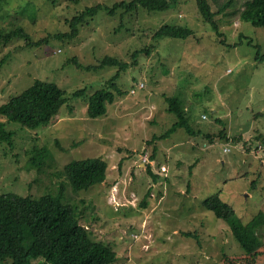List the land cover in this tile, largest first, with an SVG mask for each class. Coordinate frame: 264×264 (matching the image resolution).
<instances>
[{"label":"rangeland","instance_id":"374dc122","mask_svg":"<svg viewBox=\"0 0 264 264\" xmlns=\"http://www.w3.org/2000/svg\"><path fill=\"white\" fill-rule=\"evenodd\" d=\"M121 1L131 0L0 2V27L6 33L21 27L30 42L69 36L75 15L103 6L72 38L51 39L43 47L23 38L0 39V106L36 80L67 93L49 126L30 130L7 124L15 136L12 147L0 142V193L39 198L56 195L63 185L62 201L77 207L80 223L95 240L114 248L119 256L114 264H226V255L246 256L230 224L204 201L219 194L241 222L259 215L264 222V61L257 62L254 47L259 44L264 55V27L239 19L246 0H235L217 15L220 34L202 19L196 0H181L165 12L139 8L123 18L122 10L108 14L105 8ZM165 24L195 34L155 38ZM105 58L127 67H102ZM114 77L119 89L114 102L104 115L90 117V96ZM173 96L183 100L196 135L179 128L160 139L178 121L169 112ZM43 147L50 158L38 169L31 160ZM145 153L155 155L150 165L157 178L143 164ZM95 157L108 163L105 182L74 192L66 165ZM258 234L263 255L255 264H264V224Z\"/></svg>","mask_w":264,"mask_h":264},{"label":"trees","instance_id":"16d2710c","mask_svg":"<svg viewBox=\"0 0 264 264\" xmlns=\"http://www.w3.org/2000/svg\"><path fill=\"white\" fill-rule=\"evenodd\" d=\"M2 1L5 0H0ZM180 1L131 0L128 3L121 1L113 4L112 7H106L105 10L110 15H115L117 11L122 10L121 17L123 18L124 13H131L139 8L165 12L177 6ZM196 2L202 19L211 24L220 34L216 17L226 13L229 8L231 9L235 5V0H212L218 5L217 11L213 10L211 0H196ZM102 10L103 6L98 4L86 7L81 13L75 15L70 21L74 30L69 36L60 33L42 38L37 42H30L23 28L15 27L13 31L6 33L0 27V39L4 38L5 42L9 43L13 38H23L29 45L43 47L51 39H67L77 36L79 26L94 18ZM239 19L257 27H264V0H246L239 13ZM121 27L122 24L118 30H121ZM194 34L189 27L165 24L154 36L155 38L188 39L193 38ZM254 47L257 49V62H263L264 55L260 54L261 46L256 44ZM72 62L79 68L82 67L77 59H73ZM2 65L0 63V69ZM106 65H119L121 70L127 67L126 63H120L113 58H105L101 66ZM116 78L108 81L103 89L90 96L88 106L90 117L96 118L104 115L107 112V104L114 102L115 92L119 91L114 82ZM81 93L82 91H78L76 94ZM66 94V91L56 84L36 80L22 94L0 106V117L5 118V121H0V142L13 146L15 132L7 128L10 122L18 123L22 128L30 130L49 126L66 103ZM168 101L170 103L169 112L175 114L178 121L160 139L175 133L179 128H185L190 135H196L197 133L189 124L183 100L178 96H173L169 97ZM36 152V157L31 160V164L41 169L46 159L50 158V153L46 147L36 149ZM151 157L155 158V155ZM147 166L148 172L157 178L151 165ZM107 170L108 163L100 157H95L70 162L65 167V175L73 191L80 192L104 183ZM63 191L64 186L62 185L56 195L45 194L39 198L21 196L16 193H0V264L7 262L34 264V261H37L36 264H114L118 261L119 256L114 248L110 244L95 240L92 233L80 223L77 207L62 201ZM204 206L213 211L218 218L230 224L235 238L245 250L246 256H237V258L224 256L226 264H236L238 260L242 261L244 258L249 259L251 264H255L256 258L263 255L260 251L263 242L258 234L264 224L261 215L249 222H241L234 208L222 201L219 194L208 197L204 201ZM196 235L190 232L185 233L187 237Z\"/></svg>","mask_w":264,"mask_h":264},{"label":"built area","instance_id":"2783aa9c","mask_svg":"<svg viewBox=\"0 0 264 264\" xmlns=\"http://www.w3.org/2000/svg\"><path fill=\"white\" fill-rule=\"evenodd\" d=\"M141 87H143V84L141 85ZM225 151H226V152H229V151H230V148H225ZM148 157H149L148 153H145L144 156L142 157V160L144 159V160H143V163H144V164H146V163H151V162H150V159H149ZM162 171H163V172H166V168H165V167H162ZM136 237H137V236H136Z\"/></svg>","mask_w":264,"mask_h":264},{"label":"clouds","instance_id":"9594fccd","mask_svg":"<svg viewBox=\"0 0 264 264\" xmlns=\"http://www.w3.org/2000/svg\"><path fill=\"white\" fill-rule=\"evenodd\" d=\"M224 150H225V149H224ZM230 151H231V149H230ZM148 155H149V154H148ZM149 159H150V158H149ZM151 162H153V159H152ZM143 164H144V163H143ZM148 164L150 165V163H146L145 165L147 166ZM153 164H154V162H153ZM151 167H152V166H151ZM162 167H165V168H166V172H167L168 169H167V167H166L165 165L161 166V173H159V174L164 175L166 172H163V171H162ZM166 175H167V174H166ZM135 236H136V235H135Z\"/></svg>","mask_w":264,"mask_h":264},{"label":"crops","instance_id":"0c3cea01","mask_svg":"<svg viewBox=\"0 0 264 264\" xmlns=\"http://www.w3.org/2000/svg\"><path fill=\"white\" fill-rule=\"evenodd\" d=\"M175 232H176V233H178V231H177V230H176ZM186 233H187V232H186Z\"/></svg>","mask_w":264,"mask_h":264}]
</instances>
